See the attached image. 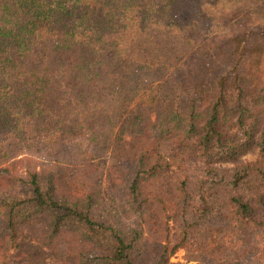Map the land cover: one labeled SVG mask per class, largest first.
<instances>
[{
    "label": "trees",
    "instance_id": "trees-1",
    "mask_svg": "<svg viewBox=\"0 0 264 264\" xmlns=\"http://www.w3.org/2000/svg\"><path fill=\"white\" fill-rule=\"evenodd\" d=\"M187 2L0 0V264H264V27Z\"/></svg>",
    "mask_w": 264,
    "mask_h": 264
},
{
    "label": "rangeland",
    "instance_id": "rangeland-1",
    "mask_svg": "<svg viewBox=\"0 0 264 264\" xmlns=\"http://www.w3.org/2000/svg\"><path fill=\"white\" fill-rule=\"evenodd\" d=\"M185 15L194 25L196 50L203 52L226 42L232 36L264 27V0H188ZM193 57L194 54L183 57L180 65L189 62ZM258 155V147L253 146L218 167L222 170L234 169L256 161ZM15 161L16 165H12L15 175L40 169L43 162L30 156H21ZM186 261L184 250L172 258L174 263Z\"/></svg>",
    "mask_w": 264,
    "mask_h": 264
}]
</instances>
